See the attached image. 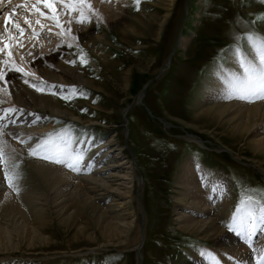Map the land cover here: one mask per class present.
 <instances>
[{"label":"rangeland","instance_id":"rangeland-1","mask_svg":"<svg viewBox=\"0 0 264 264\" xmlns=\"http://www.w3.org/2000/svg\"><path fill=\"white\" fill-rule=\"evenodd\" d=\"M12 1H20L27 7L18 8L21 12L16 10L18 12L13 13L8 0L7 9L0 10V34H5L6 17L13 14L14 19L26 29L22 37L24 46L43 47L46 42L57 39L71 44L67 47L68 56L70 61L75 59L77 63L70 66L97 88L84 82L76 83V80L46 83L30 63L24 61L23 48L11 49L15 63L29 73L27 78L37 80L38 84L41 81L48 84L49 88L44 84V92L58 98L62 107L74 112L81 120L53 114L47 109L36 110L39 122L34 123H49L52 127L28 142L26 151L18 150L6 134L0 136V144L6 146V153L14 157L23 175L17 193L3 182V172L0 171V184L15 197L14 202L18 203L19 209L14 211V208H7L6 203H0V227L9 220L10 223L11 219L18 220L15 222L17 227L18 223L26 226L19 232H9L7 236L16 244L10 241L12 243L6 246L8 249H0V264H195L197 257L201 260L208 257L212 261L213 254L219 264H244L228 253H221L222 249L216 244L222 245L224 240L203 241L186 230H178L174 219L176 203L172 198L178 193L174 191V183L182 163L189 157L195 160L197 166L222 173L228 181L231 214L219 226L225 228V236L236 235L242 240L249 251L248 264H256L257 255L252 250L256 241L249 248L244 238L238 232L230 231L228 225L232 223L242 189H264V152L248 144L252 139L250 137L249 141L247 135L242 142L228 136L226 128L229 122L224 120L218 126L204 121L202 116L197 115L195 107L203 104L204 97L214 88L215 76L219 72L228 67L239 72L229 46L233 43L231 32H242V29L241 25L230 22L237 15L245 22L255 21L258 14L264 13V3L261 0H207V3L206 0H140L137 10L134 0H123L121 12L125 18L113 23L116 27L108 28L104 21L95 22V27L89 29L90 34H84L81 44L76 45L71 43L69 36L59 35L60 29L55 24L51 23L52 27H49V20L34 13L29 0ZM26 18L33 22V27L43 37H32V28L25 24ZM36 20H42L45 25L43 30L35 24ZM92 22L91 19L86 25ZM260 30L264 31V28ZM81 49L86 65L78 59ZM3 59L4 56L0 55V60ZM3 70L6 69L3 67ZM12 77L17 84L25 80L22 73H15ZM73 86L86 92L87 98L78 93H68L67 89ZM11 88L16 86L11 84ZM0 89H4L0 91V104L11 102L4 81H0ZM61 93L72 98L62 99ZM137 93L142 94L140 100ZM195 117H199L198 120ZM263 125L256 130H262ZM4 129L9 130L8 126L0 127V135ZM48 133L62 136V139L56 140L61 150L66 144L74 152L86 153L85 161L94 162L102 156L109 164L115 162V157L112 154L105 157L107 145L103 144L113 137L123 156L137 162L138 169L132 167V170L134 179L139 177V183L135 179L130 195L135 223L127 234L117 228L120 238L109 239L106 231L100 232L95 228L92 214L83 210L80 204L73 205L71 202L68 207L75 219L74 225L70 219L60 218L65 214L55 215L57 213L52 210L54 203L60 200L57 198H64L58 188L63 185L59 168L76 177L89 173H77L63 165L30 157L29 148L44 140ZM261 134L255 135L253 140ZM243 142L247 143L243 145ZM53 165L55 169H52ZM86 177L90 193L105 187L103 183ZM249 195L253 201L259 199L258 193L250 192ZM99 203L104 207L110 199H102ZM252 207L258 208V205ZM76 224L83 226V230H78ZM10 226L13 228L12 223ZM32 233L47 236L48 241L40 238L44 240L41 244L40 239L31 238ZM23 234L28 237L24 238ZM6 247L1 245V248Z\"/></svg>","mask_w":264,"mask_h":264},{"label":"bare ground","instance_id":"bare-ground-1","mask_svg":"<svg viewBox=\"0 0 264 264\" xmlns=\"http://www.w3.org/2000/svg\"><path fill=\"white\" fill-rule=\"evenodd\" d=\"M24 1L26 2V0ZM29 1L31 2L30 4L36 3V0ZM114 1L115 0H90L92 8L95 10V14H91V19L93 22L89 26L86 25L87 22L76 23L74 22V20V23H68L69 17L67 15L61 17L62 21L64 22V28L71 29V33L66 34V36H69V38L71 39V43L80 45V41L83 39L82 36L85 37L86 34H90L89 29L95 27V24L100 21H104L108 28H110L111 26L116 27L113 25V23L116 24V22H119V20H121L125 15L121 12V2L123 0H116V3ZM7 2L8 0H0V10L7 9ZM8 4L10 5L9 8H12V11L14 9H20L19 6L23 5L20 3V1L13 2L12 0H10ZM42 10L45 12L48 11L47 9ZM18 11L21 12V10ZM51 23L54 26V23L49 20V27H52ZM56 28H54V32H56ZM35 30L39 32L38 29ZM43 35L45 36V34ZM40 36H42V34ZM74 36L78 37V39H73ZM58 45L60 47H58ZM67 45L68 43L59 39H57L55 42H46L43 47L25 45L22 47V57H24L23 59L25 62L30 63V65L36 70L37 75L41 78V80H45L46 83L50 84L56 81L69 83L70 81L74 82V80H76V83L81 84L82 82H84L94 89L97 88V86L92 84L87 78L84 77L83 74H79L77 71L76 73L75 69L70 66V63L67 62L70 61V57L68 56L67 52ZM24 52H26L27 54ZM41 63L43 65H41ZM35 64L37 66H35ZM1 66L3 69L4 65L1 64ZM5 71H7V69ZM236 71L237 70H235V68L228 67L224 71L219 72L217 76H215L216 81L213 83L214 88L209 92V94L204 97L205 100L203 104L199 103L198 105H196L195 108L196 110H198V114H196L199 117L202 116V119L204 118V121L214 122L218 126L222 125L224 120L226 122H229V126L227 125L226 128L228 129L226 130L228 136L238 139L240 142H242L244 141V136L247 135L249 136V141L250 137L252 139L250 141L251 143L248 144H252L251 146H253L255 149L264 152V128L262 129L263 131L256 130V127L264 124V101L245 104L241 100L225 99L227 76L229 73H238ZM15 73L17 72L7 71L6 79L11 82L10 84H7V94L11 97V102L0 104V125L8 126L9 130L7 131L4 129L3 134L0 136L4 137V135L6 134L8 140L12 142V144L18 150L26 151L28 147L27 143H21V140L31 142L38 136L39 133L46 131L48 128L52 127L49 123H47L46 125H41V123H34L39 120L37 118L38 113L36 112V110L47 109L50 113L53 114L63 116L68 115V117L70 118L81 120L79 117L74 115V112L69 111L66 107H62L57 100V97V99H55L54 96H51L45 92H38L29 87L28 84H25L24 82H19L20 84H17V80H12V75ZM28 80L31 83L38 84L37 80ZM11 84L12 86H16V88H11ZM47 85L48 84H46V87L49 88V86ZM12 90L16 94H14ZM137 97L138 100H140L142 94H138ZM11 108H15L17 109V111L14 112L11 117H9L5 110ZM224 115L225 117L222 118V116ZM199 117L195 118L197 119ZM13 120L15 121V123L12 122ZM262 127H264V125ZM260 133L262 134L259 136V138H254L255 140H253V137ZM236 134L238 136H236ZM29 138H31V140H29ZM106 142L108 143L103 144L107 145L106 151L104 150L106 156L104 154L103 155L105 157H108V155L112 154L111 156L115 157L114 163H106L104 161L105 158L102 159V156L94 162L84 161L85 166L82 167L81 171L77 173L88 172L89 174L85 176H83L82 174L81 176L77 177L75 176V174V177L72 176L69 171L67 172L66 169L59 168V176L63 185L59 186L58 188H60L64 198H57L60 200H58V202L54 201L55 206L52 207V210L57 213L55 215L65 214L64 216H60V218L70 219L74 225L75 219L73 215L68 211V207L71 202L73 205L80 204L83 210H86L90 214H92L91 217L94 220L95 228H98L100 232L106 231V236L109 239L113 238L118 240L120 238V234L117 232V228L125 231L127 234L128 231H130V229L134 227L135 218L133 211L131 210L132 206L130 195L134 182L137 181V183H139V177H135L136 181L134 179V170H132V167L133 169H138V166L136 161L132 162L131 160L126 159L123 156L121 149L116 147L117 144L113 137L107 139ZM246 143L247 142H243V145H245ZM201 166H197L195 160L192 159V157H189L182 163L180 171L176 177L174 183V191L178 193H175L172 198L175 199L174 203H176L174 207V209L176 210L174 219L176 220L177 228L178 230H186L189 233L193 234L195 238H199L203 241H211L216 239L221 242L224 240V243H222V245L216 244L222 249L221 253H228V255L232 256V258H235L238 261L243 262L244 264H248L250 259L249 251L242 243V240H240L236 235L225 236V228H220L219 226V224L223 222V219L227 220V217H229L231 214L229 209L231 198L228 181L224 178V175L222 173H216L215 169L209 170L208 167L203 168ZM55 168L56 167L53 165L52 169ZM110 169L112 170L110 171ZM97 175L100 176L97 177ZM86 176L99 182V184L103 183L105 187L98 189L97 192L90 193V187H88ZM0 187H2L1 184ZM14 198L15 197L12 196L9 191L4 189L3 187L0 188V203H6L5 206L7 208H14L15 211V209H18V203L14 202V200H16ZM102 199H110V203L103 207L99 203ZM179 209L182 210L179 211ZM21 213L22 212L20 211V215H22ZM38 218L40 219L41 215H39ZM113 220L117 223L112 222ZM9 221H7V223H4L3 227H0V240H2V242L0 243V249L4 251L8 249L6 246L11 244L12 242L16 244L7 236L9 232L11 230L18 231L20 228V230H24L26 227L24 223H18L19 226L17 227L15 225V222H17L18 220L13 221L11 219L10 223H12L13 225V228H11ZM76 226L77 224L75 225V227ZM77 227L78 230H83V226L78 225ZM28 229H26V231ZM24 233L26 232L24 231ZM34 234L36 233L34 232ZM256 234L257 237L253 240L256 242L254 243V245L252 244V250L254 248L260 247L262 242H264V230L258 229ZM260 234L262 235L260 236ZM34 236L35 238H42L44 240L48 238L47 236H41L39 234H37L36 236L32 233L31 238H33ZM240 237L243 238L242 236ZM24 238H20V240H23ZM43 241H41L40 239L39 243L43 244ZM46 241H48V239ZM30 243L31 242L29 241L28 244ZM225 243L227 245L223 246L225 245ZM236 243L238 244V246H235ZM1 245L6 248H1ZM254 253L255 252L253 251V254ZM226 261L230 262L232 260L226 259ZM195 264H212V261H209L208 257L203 258V260L197 257Z\"/></svg>","mask_w":264,"mask_h":264},{"label":"snow or ice","instance_id":"snow-or-ice-1","mask_svg":"<svg viewBox=\"0 0 264 264\" xmlns=\"http://www.w3.org/2000/svg\"><path fill=\"white\" fill-rule=\"evenodd\" d=\"M134 2L137 5V10H139L140 0H134ZM261 2L264 3V0H261ZM19 7L26 8L27 4L20 5ZM42 9H47L48 11L45 12ZM15 11L14 9L13 13ZM32 11L44 19L51 20L60 29L59 35L71 33L70 28H64V22L61 17L67 15L69 17L68 23H72L73 19H75L76 23H85L90 22L91 14H95L90 0H36V3L32 5ZM230 23L241 25L242 32L235 30L231 32L233 43L229 46V51L239 66V72L228 74L225 99H237L247 103L264 101V31L260 30L264 28V13L258 14L255 21L247 22L237 15ZM25 24L29 28H32L31 35L33 38L40 37L41 32L33 28L31 20L26 18ZM35 24L41 30L45 27L40 20H36ZM250 24L254 26L248 27L247 25ZM4 27L5 34H0V55H3L4 59L0 60V64L4 65L7 71L22 73L25 77L24 83L29 84L30 87L38 92H44L46 90L44 86L45 82L41 81L39 84L31 83L27 79L29 73L25 72L23 68L15 63L12 55L11 49L13 47L22 48L24 46L22 37L26 29L14 19L13 14H9L6 17ZM13 30H15V33H13ZM49 31L51 30L49 29ZM5 35H7V39H5ZM73 39H78V37L74 36ZM71 46V44L67 45V47ZM58 47L60 46L58 45ZM80 51L79 62L86 65V57L83 54V50L81 49ZM67 62L75 65L77 60L74 59ZM7 71L0 69V81H4L6 85L11 83L6 79ZM3 90L0 89V91ZM67 92L73 95L78 93L84 98H87L88 95L86 92L77 90L74 86L67 89ZM61 98L68 100L72 96L61 93ZM5 111L11 117L17 109L11 108ZM82 111L87 110L82 109ZM12 122L15 123L14 120ZM0 127H6V125H0ZM58 139H62L60 134L48 133L44 140L29 148L28 155L63 165L72 171H81L82 167L85 166L86 153L74 152L66 144L63 146V150H61V146L56 145V140ZM20 142L28 143V141L24 140ZM5 147V145L0 144V171L3 172V182L19 193V181L23 179L21 167L14 162V157L6 153ZM242 191L243 194L231 218L232 223L228 225V229L238 232L244 238L245 243L251 247L253 240L256 238L257 230H264V189H242ZM250 192L258 193L259 199L253 201L249 195ZM253 205H258V208L252 207ZM253 251L257 255L256 264H264V242H262L260 247L254 248ZM212 264H219V260L215 254L212 255Z\"/></svg>","mask_w":264,"mask_h":264},{"label":"water","instance_id":"water-1","mask_svg":"<svg viewBox=\"0 0 264 264\" xmlns=\"http://www.w3.org/2000/svg\"><path fill=\"white\" fill-rule=\"evenodd\" d=\"M179 38H180V37H178V40H179ZM178 40H177V41H178ZM177 41H176V42H177ZM176 42H175V44H176ZM171 53H172V51L170 52V54H171ZM169 58H170V55L168 56V60H169ZM140 92H142V91H140ZM140 92H138V93H140ZM138 93H137V94H138Z\"/></svg>","mask_w":264,"mask_h":264}]
</instances>
